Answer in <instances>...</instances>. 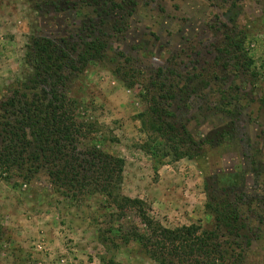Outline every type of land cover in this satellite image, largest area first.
I'll return each mask as SVG.
<instances>
[{
    "label": "rangeland",
    "instance_id": "rangeland-1",
    "mask_svg": "<svg viewBox=\"0 0 264 264\" xmlns=\"http://www.w3.org/2000/svg\"><path fill=\"white\" fill-rule=\"evenodd\" d=\"M87 27L107 49L74 92L103 149L125 162L123 195L169 229H213L207 204L230 200L247 225L244 237L221 232L231 264H264V0H0V101L31 73L24 58L32 38L81 43ZM237 32L257 84L222 52ZM170 91L175 99H163ZM147 94L192 134L194 158L161 161L141 149ZM58 191L43 171L29 183L0 181V264H157L118 236L108 234L115 245L100 242L107 211L96 202L70 206Z\"/></svg>",
    "mask_w": 264,
    "mask_h": 264
},
{
    "label": "trees",
    "instance_id": "trees-1",
    "mask_svg": "<svg viewBox=\"0 0 264 264\" xmlns=\"http://www.w3.org/2000/svg\"><path fill=\"white\" fill-rule=\"evenodd\" d=\"M84 30L91 37L85 35L81 43L34 37L27 45L24 65L31 73L0 101V181L17 177L29 183L45 172L70 206L91 202L107 211L102 216L112 227L98 229L100 242L115 245L108 234L118 236L124 245L141 246L157 264H231L234 257L222 243L221 232L244 237L247 225L230 200L207 204L213 229H169L152 217L142 200L123 195L125 162L103 149L97 123L74 92L78 78L90 64L102 61L107 49L94 27ZM225 40L224 55L257 84L261 76L246 47V35L228 34ZM163 99L174 100V92ZM163 99L144 97L148 108L139 120L147 139L141 149L161 161L194 158L196 141L186 127L173 122L174 114ZM260 104L264 107V94Z\"/></svg>",
    "mask_w": 264,
    "mask_h": 264
}]
</instances>
